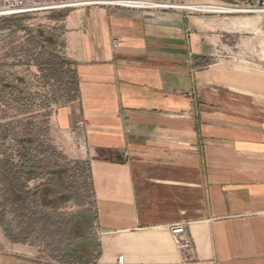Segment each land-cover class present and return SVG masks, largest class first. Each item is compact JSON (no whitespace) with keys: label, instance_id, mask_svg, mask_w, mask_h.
I'll return each instance as SVG.
<instances>
[{"label":"crops","instance_id":"crops-1","mask_svg":"<svg viewBox=\"0 0 264 264\" xmlns=\"http://www.w3.org/2000/svg\"><path fill=\"white\" fill-rule=\"evenodd\" d=\"M118 14L68 45L81 99L53 117L90 163L97 264H264V60L211 65L186 17Z\"/></svg>","mask_w":264,"mask_h":264},{"label":"trees","instance_id":"trees-1","mask_svg":"<svg viewBox=\"0 0 264 264\" xmlns=\"http://www.w3.org/2000/svg\"><path fill=\"white\" fill-rule=\"evenodd\" d=\"M31 42L29 62L18 65L31 78L13 74L0 81V102L18 111L0 124V226L10 243L42 247L56 264H97L99 255L80 252L77 238L78 218L91 217L86 208L91 199L95 204L90 163L67 159L48 132L52 108L81 99L78 69L54 33L38 32ZM37 86L52 92H29ZM54 199L61 202L52 205Z\"/></svg>","mask_w":264,"mask_h":264},{"label":"rangeland","instance_id":"rangeland-1","mask_svg":"<svg viewBox=\"0 0 264 264\" xmlns=\"http://www.w3.org/2000/svg\"><path fill=\"white\" fill-rule=\"evenodd\" d=\"M173 1L178 4L182 3L187 5L207 2V0ZM126 10L127 9L113 7L108 9L98 7L88 10H65L0 19V81L5 77L13 76V74L20 75L26 79L31 78L29 73L26 72V68L18 67V65L29 62V46L32 43L31 41L37 38L38 32H52L61 42L64 40L66 49L62 52L72 61L67 51V47L71 42H76L79 44V47L82 48L89 34L94 33L93 29L101 27V30H112V21L115 19L113 17L119 15V11ZM152 12L156 14L171 13L186 17L187 21L190 23L188 29L194 32H203L204 50L212 53L208 58L211 65L230 63L253 67V65L259 63L260 60H264V15L262 14H207L202 12L195 13V11L185 12L181 10ZM194 21L201 22L195 24ZM192 61L193 57H189L185 61V65L192 66ZM74 63L77 66V63ZM30 71L32 73L35 69L32 68ZM41 91L52 92L50 89L42 90V88L38 86L29 89L30 93ZM67 105H58L52 108V116L49 117L48 120V132L53 145L57 150L62 152L67 159L86 162L76 156V154H73L69 146L65 145L66 142L63 139L64 137L55 125L53 117H55L56 112L60 108ZM17 114L16 105L11 102L6 104L0 102V124L4 123L1 121L2 119H4L5 122H11L13 117ZM76 126L78 127L77 129L81 130L87 131L90 129V124L86 121H80ZM48 198L51 197L49 196ZM60 202L61 201L58 199H54L52 205ZM93 202V199H91L86 208V210L91 211V217H82L77 220V223H79L77 227L81 229L77 238L78 242L80 241V243H78L80 252L84 255L97 257L100 253L98 242L99 229L97 227L98 214L96 204ZM65 209L74 215L75 211H77V209L71 205L65 207ZM80 213L83 212L80 211ZM2 230L0 226V264H56V262L51 261L49 257H47L48 254L44 252L42 247H38L37 245L32 246L30 244L10 243ZM188 238L190 239L189 236Z\"/></svg>","mask_w":264,"mask_h":264},{"label":"built area","instance_id":"built-area-1","mask_svg":"<svg viewBox=\"0 0 264 264\" xmlns=\"http://www.w3.org/2000/svg\"><path fill=\"white\" fill-rule=\"evenodd\" d=\"M178 4L173 0H0V19L52 13L65 10H88L94 8H122L145 12L181 10L176 9ZM192 5V4H190ZM206 8L207 14H262L264 15V0H207L205 3L193 4ZM230 11V12H227ZM119 42H114L118 48ZM189 62V61H188ZM177 247L181 252L191 249L192 244L187 236L185 225H173L170 228ZM124 258L119 257V263L123 264Z\"/></svg>","mask_w":264,"mask_h":264},{"label":"bare ground","instance_id":"bare-ground-1","mask_svg":"<svg viewBox=\"0 0 264 264\" xmlns=\"http://www.w3.org/2000/svg\"><path fill=\"white\" fill-rule=\"evenodd\" d=\"M176 9H185V10H190V11H195L196 12H205L206 8L200 7V6H194V5H186V6H177ZM230 12V11H227Z\"/></svg>","mask_w":264,"mask_h":264}]
</instances>
